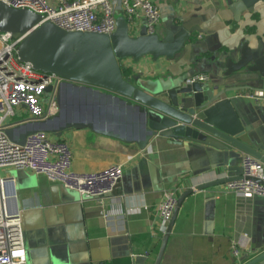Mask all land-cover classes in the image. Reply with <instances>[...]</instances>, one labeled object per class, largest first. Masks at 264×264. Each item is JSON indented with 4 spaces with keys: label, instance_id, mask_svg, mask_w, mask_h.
I'll list each match as a JSON object with an SVG mask.
<instances>
[{
    "label": "crops",
    "instance_id": "1",
    "mask_svg": "<svg viewBox=\"0 0 264 264\" xmlns=\"http://www.w3.org/2000/svg\"><path fill=\"white\" fill-rule=\"evenodd\" d=\"M156 1L161 9L157 32L164 35L171 21L192 22V40L173 58L147 54L139 60L123 59L126 77L131 81L206 71L209 84L218 91L234 83L225 75L228 66L259 44L264 45V0L254 2L253 10H244L238 20L231 9L236 0ZM144 26L142 19L137 33ZM243 90L250 89L239 91ZM239 91L228 95L249 129L242 140L264 153V102L240 96ZM85 94L79 89L68 99L66 113L56 118L58 122L56 113L51 112L46 126L52 128L65 119L87 123L69 127L61 136L50 130L48 134L70 143L75 170H98L119 163L124 168L123 177L112 192L94 198L83 197L44 174L5 168L16 177L27 263L133 264L136 255L148 253L146 264H154L168 225L161 223L156 212L165 193L178 189L179 197L190 187L227 175V167L238 173L245 152L200 143L182 145L159 135L140 148L141 112L134 101L114 97L107 103L103 94V104L112 105L111 114H105L81 108L78 100ZM46 97L45 93L43 101L48 111ZM243 233L249 238L244 239ZM235 240L240 242L237 254L232 252ZM263 248L264 196L246 198L222 183L195 188L182 200L160 264H242L248 255Z\"/></svg>",
    "mask_w": 264,
    "mask_h": 264
},
{
    "label": "water",
    "instance_id": "2",
    "mask_svg": "<svg viewBox=\"0 0 264 264\" xmlns=\"http://www.w3.org/2000/svg\"><path fill=\"white\" fill-rule=\"evenodd\" d=\"M256 1L232 2L231 9L235 19H240L244 10L252 11ZM41 20L42 14L36 11L13 7L0 1V31H8L13 37H22L17 50L20 58L32 62L38 70L53 73L60 78L59 82L57 80L47 86L46 92L60 94L59 87L63 85L71 90L79 85L81 87L77 89L84 90L85 96L92 93L101 97L105 94L102 92H108L105 96L107 98L112 99L113 96L134 101L141 112L137 140L140 148H145L154 135H159L182 145L200 143L223 150L236 148L264 162V153L255 144L242 140L249 129L243 125L232 96L228 95L230 91L241 89L264 91L263 44L230 64L225 75L234 83L216 91L209 84L210 80L188 82V78L196 73L193 70L182 75L140 78L134 81L123 73L122 60L125 58L139 60L147 54L155 58H173L175 54L182 52L192 40V22L171 21L166 25L165 34L161 35L157 31L148 33L145 26L133 34L124 18H118L117 27L111 34L67 30L52 21L40 23ZM82 98L84 97L80 99ZM49 101L50 98H45V102ZM61 105L66 109V104ZM86 123L80 119H65L52 128L47 126V129L56 136H61L67 128ZM12 131L9 129L8 132L11 134ZM102 131L115 134L112 130ZM27 132L21 134L22 141ZM262 149L264 150V145ZM227 169V175L190 187L179 195L154 264H160L162 260L177 210L189 193L195 188H205L243 177L242 166H239L238 173H233L232 167ZM246 258L242 264H264V248ZM147 260L148 253L139 254L134 257L133 264H146Z\"/></svg>",
    "mask_w": 264,
    "mask_h": 264
},
{
    "label": "built area",
    "instance_id": "3",
    "mask_svg": "<svg viewBox=\"0 0 264 264\" xmlns=\"http://www.w3.org/2000/svg\"><path fill=\"white\" fill-rule=\"evenodd\" d=\"M0 1L36 11L42 14L40 23L52 21L67 30L111 34L121 14L128 22L131 33H137L142 19L147 32L154 33L161 21V9L156 0ZM21 39L13 37L8 31H0V264H28L16 177L5 168H23L44 174L50 180L78 191L83 197L94 198L112 192L124 174V168L119 163L89 171L73 168L70 143L62 138H51L46 126L51 120L50 113L55 112L51 108L55 105V98H50L46 111L43 96L47 86L57 80L59 82L60 78L38 70L30 61H23L17 54ZM209 79L208 72L200 71L191 75L188 82ZM238 95L264 102V94L259 91L243 90ZM9 129L13 130L11 134ZM23 132L27 133L21 141ZM240 164L243 177L225 185L246 198L264 196V162L244 153ZM177 191L168 190L156 205L161 223H169L178 203ZM242 237L248 239L249 235L243 233ZM239 244V240L233 242L234 254L238 253Z\"/></svg>",
    "mask_w": 264,
    "mask_h": 264
},
{
    "label": "rangeland",
    "instance_id": "4",
    "mask_svg": "<svg viewBox=\"0 0 264 264\" xmlns=\"http://www.w3.org/2000/svg\"><path fill=\"white\" fill-rule=\"evenodd\" d=\"M78 87H81V86L78 85ZM59 89L61 90L60 94L57 92L54 94H51V92H46V96H47L46 98H51L52 96L55 98L53 100L55 102V105L52 106L51 108L56 113L55 118H54L56 122H58V119H56V118H59V116L61 117V116H63L64 113H66V111L63 112V109H65V108L63 107V105H61V103L67 104L68 99L72 98L74 95H77V91H78V90L72 91L71 89H66V87L64 85L59 87ZM102 93H105L106 95L108 94V92H102ZM99 97L97 94H90L89 93L85 98L78 100V103H80L81 105H83L87 109L93 108V110H95L94 112H103L105 114H109V113L111 114L112 105L110 106V104L109 105L107 104L108 102L110 103V98L107 99L106 104L108 105V107H106V104L103 105V102H102L103 98H101V97L99 98ZM103 106H105L106 108L104 109ZM17 176L21 178L20 173H17Z\"/></svg>",
    "mask_w": 264,
    "mask_h": 264
},
{
    "label": "trees",
    "instance_id": "5",
    "mask_svg": "<svg viewBox=\"0 0 264 264\" xmlns=\"http://www.w3.org/2000/svg\"><path fill=\"white\" fill-rule=\"evenodd\" d=\"M122 70H123V73H124V75H125V77H126V73H127V71H126V69L122 66Z\"/></svg>",
    "mask_w": 264,
    "mask_h": 264
},
{
    "label": "bare ground",
    "instance_id": "6",
    "mask_svg": "<svg viewBox=\"0 0 264 264\" xmlns=\"http://www.w3.org/2000/svg\"><path fill=\"white\" fill-rule=\"evenodd\" d=\"M112 98H113V96H112Z\"/></svg>",
    "mask_w": 264,
    "mask_h": 264
}]
</instances>
